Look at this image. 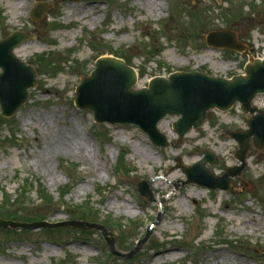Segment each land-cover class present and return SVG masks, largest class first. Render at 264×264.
Here are the masks:
<instances>
[{"label":"rangeland","instance_id":"1","mask_svg":"<svg viewBox=\"0 0 264 264\" xmlns=\"http://www.w3.org/2000/svg\"><path fill=\"white\" fill-rule=\"evenodd\" d=\"M39 3L48 9L35 23ZM220 30L237 33L249 52L209 49ZM17 32L33 36L15 55L35 68L37 85L13 117L0 107V220L98 223L120 255L139 252L113 255L97 229L1 227L0 264H264V150L253 146L227 192L183 185L177 168L199 162L197 151L217 157L208 165L217 177L239 167L229 135L246 130L250 116L212 111L182 141L178 119L167 117L159 130L169 146L158 148L138 127L98 124L75 105L101 57L136 69L137 90L174 73L245 75L250 59H264V0H0V41ZM257 107L264 111V96ZM74 128L88 152L64 145ZM140 183L155 202L140 195Z\"/></svg>","mask_w":264,"mask_h":264},{"label":"water","instance_id":"2","mask_svg":"<svg viewBox=\"0 0 264 264\" xmlns=\"http://www.w3.org/2000/svg\"><path fill=\"white\" fill-rule=\"evenodd\" d=\"M81 0H75L79 2ZM48 9L47 4L39 3L33 11L35 22L43 20ZM32 38L31 34L14 33L0 41V104L3 116L11 118L29 98V90L37 85V73L34 67L25 65L14 53L15 49ZM208 46L245 53L249 47L240 43L236 33L217 31L208 36ZM245 76L230 80L215 78L201 72L176 73L168 78L153 79L148 88L135 90L138 83L136 71L123 60L115 57H103L96 63V69L90 78L82 80L77 88L76 105L79 109L94 112L100 124L133 125L147 133L157 147L167 148V137L158 128L166 117H177L174 131L182 141L192 129L202 127L212 110L226 113L239 103L245 114L251 115L248 127L244 132L231 133L230 138L239 145L236 158L242 164L223 176L216 178L207 168L208 164H218L211 152L202 151L203 160L190 168L178 166L186 175L183 185L195 184L211 190H230V178L241 175L246 167L247 155L254 145L264 149V112L254 109L252 103L258 95H264V60L251 59L245 68ZM258 114V115H257ZM253 144V145H252ZM139 191L145 198L154 201V196L146 183H140ZM37 229L47 227H74L81 230L98 229L108 235L102 226L86 222H64L58 224H23L0 220V228ZM149 235L142 241L144 244ZM114 254V240L108 239ZM139 252L137 248L133 254ZM132 255L128 256L130 258ZM126 257V256H125Z\"/></svg>","mask_w":264,"mask_h":264},{"label":"bare ground","instance_id":"3","mask_svg":"<svg viewBox=\"0 0 264 264\" xmlns=\"http://www.w3.org/2000/svg\"><path fill=\"white\" fill-rule=\"evenodd\" d=\"M18 8L20 9H26L28 8V4L26 2H19L18 3ZM164 7H160V11H163ZM74 133L72 137H68L65 142L64 145L66 146V148H69L70 150H72L71 152H75L77 151L79 154H83L84 151L88 152V147L87 149L82 147V140H81V134L79 133V130L77 128L73 129Z\"/></svg>","mask_w":264,"mask_h":264},{"label":"trees","instance_id":"4","mask_svg":"<svg viewBox=\"0 0 264 264\" xmlns=\"http://www.w3.org/2000/svg\"><path fill=\"white\" fill-rule=\"evenodd\" d=\"M23 220H25V219H23Z\"/></svg>","mask_w":264,"mask_h":264}]
</instances>
